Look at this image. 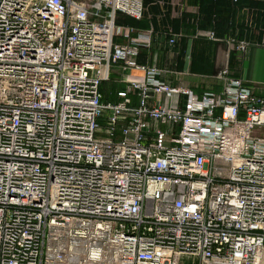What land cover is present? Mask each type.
<instances>
[{
	"label": "built area",
	"instance_id": "built-area-1",
	"mask_svg": "<svg viewBox=\"0 0 264 264\" xmlns=\"http://www.w3.org/2000/svg\"><path fill=\"white\" fill-rule=\"evenodd\" d=\"M143 13L0 0V264H264V95L227 65L218 92L164 79L151 30L117 23Z\"/></svg>",
	"mask_w": 264,
	"mask_h": 264
},
{
	"label": "crops",
	"instance_id": "crops-1",
	"mask_svg": "<svg viewBox=\"0 0 264 264\" xmlns=\"http://www.w3.org/2000/svg\"><path fill=\"white\" fill-rule=\"evenodd\" d=\"M210 1L143 0V17L132 27L151 30L152 40L149 48L141 50L138 61L176 69L182 74L175 76L167 73L164 79L173 85H188L196 93L205 90L218 92L220 85L212 77L217 70L227 65L233 75L241 78L257 94L264 95V0H243L242 7L235 10L225 5L217 10L221 21L231 17V11H234L229 33L216 35L217 38L224 40L233 37L254 44L245 52L227 50L223 41L196 35L197 31L216 32L204 21L206 13L212 11L207 5ZM225 1L233 5L231 0ZM217 30L221 32L224 27ZM169 38H174L173 45L168 43ZM109 80L112 85H116V89L124 88L118 66L112 67ZM260 133L264 134V129Z\"/></svg>",
	"mask_w": 264,
	"mask_h": 264
},
{
	"label": "trees",
	"instance_id": "trees-1",
	"mask_svg": "<svg viewBox=\"0 0 264 264\" xmlns=\"http://www.w3.org/2000/svg\"><path fill=\"white\" fill-rule=\"evenodd\" d=\"M241 2H243V0H238L236 3L230 4L228 1L225 0H211L209 3H207V5L210 6L211 8V12L210 13H206V17L204 18V21H206V25L213 27V29L216 31L215 34L216 35H223L224 33H229V28L232 25V18H233V12L232 16L229 18L224 19L223 21L220 20V18H218L217 16V10H220L219 7L222 5H225L226 7H228L230 9V7L232 9L235 10V8H240L242 7ZM236 4V5H235ZM139 20H134L132 18L129 17H121L119 16V18L117 19V23L119 24H125V25H129V26H133L135 24V22H137ZM204 24L205 27H207ZM221 27H224V30H222L221 32H219L217 29H220ZM109 79L107 81H103L100 84L99 87V91L101 93V97H102V101L103 102H116L118 100L117 96H116V92L118 91V89H116V85H112ZM107 82L109 84H107ZM107 87H111L110 90H107ZM120 90V89H119Z\"/></svg>",
	"mask_w": 264,
	"mask_h": 264
},
{
	"label": "rangeland",
	"instance_id": "rangeland-1",
	"mask_svg": "<svg viewBox=\"0 0 264 264\" xmlns=\"http://www.w3.org/2000/svg\"><path fill=\"white\" fill-rule=\"evenodd\" d=\"M216 72H217V71H216ZM216 72H215V73H216ZM108 82H110V81H108ZM108 82H107V84H109ZM110 88H111V87H107V90L109 91V90H110Z\"/></svg>",
	"mask_w": 264,
	"mask_h": 264
}]
</instances>
